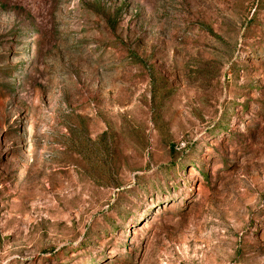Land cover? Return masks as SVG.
Instances as JSON below:
<instances>
[{"label":"rangeland","instance_id":"1","mask_svg":"<svg viewBox=\"0 0 264 264\" xmlns=\"http://www.w3.org/2000/svg\"><path fill=\"white\" fill-rule=\"evenodd\" d=\"M0 264H264V0H0Z\"/></svg>","mask_w":264,"mask_h":264}]
</instances>
